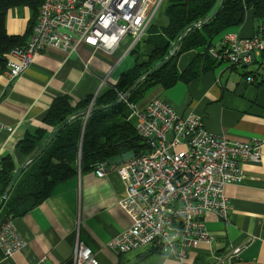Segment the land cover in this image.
<instances>
[{
  "label": "crops",
  "instance_id": "crops-1",
  "mask_svg": "<svg viewBox=\"0 0 264 264\" xmlns=\"http://www.w3.org/2000/svg\"><path fill=\"white\" fill-rule=\"evenodd\" d=\"M164 3L165 19H160L155 27L169 24L168 0ZM32 15L28 6L10 9L6 17L7 32L27 34ZM230 32H238L245 38L254 36L256 24L252 11L242 26L231 28L227 33ZM224 35L218 36L215 44H220ZM152 50L146 39L129 55L132 59L127 56L119 62L124 52L122 48L115 55H108L88 46L74 53L49 47L15 81H11L4 71L0 75V121L7 127H14L15 131L11 134L6 129L0 131V142L5 144L0 167L4 158L10 157L19 170L40 156L42 151L39 150L34 156L22 152L20 143L28 134L44 133L45 139L54 132L45 119L56 98L67 96L72 107H78L115 87L137 63L146 62ZM198 53L193 50L180 56L178 68L181 73ZM263 62L259 55L253 63L238 68L221 64L191 82L183 78L170 88L158 85L137 102L145 106L153 98L161 97L180 114L202 116L207 129L218 137L232 142L253 139L262 142V160L245 162L244 183L227 188L232 202L230 221L219 219L214 213L206 215L207 227L215 236L213 244H202L191 250L183 261L174 255L152 253L148 249L121 254L108 248L107 243L132 224L131 216L119 205L130 182L119 173L122 164L108 167L104 177H99L96 169L79 172L73 179L59 184L51 196L27 214L13 218L12 224L26 245L9 257L0 249V264H63L70 261L78 221H81V238L97 253L100 264H215L216 254H222L231 244L243 243L246 246L233 264H264ZM250 75L254 78L251 82L247 80ZM128 118L135 127L136 118L131 117L130 108Z\"/></svg>",
  "mask_w": 264,
  "mask_h": 264
},
{
  "label": "built area",
  "instance_id": "built-area-1",
  "mask_svg": "<svg viewBox=\"0 0 264 264\" xmlns=\"http://www.w3.org/2000/svg\"><path fill=\"white\" fill-rule=\"evenodd\" d=\"M164 2L41 0L31 35L26 44L9 54L6 73L15 81L49 47L74 53L88 46L115 55L124 45L120 62L146 38ZM208 52L222 64L242 67L254 62L253 55L264 60V37L261 33L249 38L238 32L226 33L220 44ZM247 80L254 78L250 75ZM131 94L120 92L118 100L130 108L131 117L136 118V131L147 145L144 152L119 169L120 175L130 181L119 205L131 216L132 224L112 238L107 247L121 254L148 249L183 261L191 250L214 243L215 236L206 224L208 213L230 221L232 202L227 188L244 183L245 162L262 160V142H232L218 137L207 129L200 115L180 114L161 97L141 106L130 100ZM97 97L93 98L87 117ZM5 129L10 134L15 131L0 121V131ZM4 146L0 142V158ZM108 167L109 162L101 163L96 168L97 175L104 177ZM80 223L73 256L63 264H100L97 253L80 236ZM25 245L12 222L0 230V249L5 256H13ZM245 246L229 245L222 254L214 256L215 264H233Z\"/></svg>",
  "mask_w": 264,
  "mask_h": 264
},
{
  "label": "trees",
  "instance_id": "trees-1",
  "mask_svg": "<svg viewBox=\"0 0 264 264\" xmlns=\"http://www.w3.org/2000/svg\"><path fill=\"white\" fill-rule=\"evenodd\" d=\"M221 2L222 0H168L166 15L169 24L155 27L153 23L144 39L150 41L153 47L148 60L137 63L122 76L115 87L98 96L94 111L87 119L81 112L88 108L93 99L78 107H72L67 96L54 100L45 119L54 128L52 136L50 135L52 138L48 136L44 139V133L28 134L20 143V149L24 153L33 155L38 150L42 153L21 172L13 186L0 211V230L12 222L13 218L27 214L41 204L59 184L73 179L79 172L96 169L101 163L129 150L136 154L145 151L147 144L128 118L127 105L117 104L120 92L134 88L130 100L139 102L158 85L170 88L180 79L191 82L201 74L216 69L222 63L211 59L209 49L216 45L214 41L218 36L226 34L231 28L242 26L250 11L253 13L256 33H261L264 37V0H224L222 8L213 16ZM40 4L41 0H0V75L7 69L11 51L27 43L26 38L31 35L37 21ZM26 6L33 11L28 33L9 34L6 29L9 10ZM206 19L208 20L205 21ZM199 22H202L199 27L189 31ZM186 32L176 54L167 61L166 58ZM193 50L199 53L181 73L178 68L180 56ZM159 63L161 64L157 66ZM71 117L75 118L56 132ZM49 139L51 140L45 148ZM17 171L13 160L10 157L4 158L0 167V203Z\"/></svg>",
  "mask_w": 264,
  "mask_h": 264
},
{
  "label": "water",
  "instance_id": "water-1",
  "mask_svg": "<svg viewBox=\"0 0 264 264\" xmlns=\"http://www.w3.org/2000/svg\"><path fill=\"white\" fill-rule=\"evenodd\" d=\"M223 3H224V0H222V2L220 3L217 11L213 14V16H215L219 10L222 8L223 6ZM208 19H206L205 21H207ZM202 24V22H199L195 25H193L189 31L199 27L200 25ZM187 35V32L184 33V35L181 37V39L176 43L174 49L171 51L169 57L166 59L167 61L171 60L173 58V56L176 54V51L179 49L180 47V44H181V41L185 38V36ZM253 58L255 59L256 56L253 55ZM134 89V88H133ZM133 89H131L129 91V93H131L133 91ZM121 103L120 100L117 101V104ZM94 111V107L91 108L90 112ZM88 113V109L84 112V113H81L82 115H85ZM75 117H71L69 118L68 120H66L62 126L56 131V132H59L61 129H63L67 124H69V122L74 119ZM88 117H86L87 119ZM52 138V137H51ZM51 139H49L47 141V144L45 145V148L48 146V143L50 142ZM137 154L134 152V151H129L123 155H117V156H114L112 157L108 162H109V167H113V166H120L124 163H126L127 161H129L130 159L134 158ZM30 162H28L27 164H25L24 166H22L16 173V176L11 184V186L9 187V189L6 191L5 195L3 196L2 200H1V203H0V211L1 209L4 207L6 201H7V198L9 197L10 193H11V190L13 188V186L15 185L19 175L21 174V172H23L28 166H29Z\"/></svg>",
  "mask_w": 264,
  "mask_h": 264
},
{
  "label": "rangeland",
  "instance_id": "rangeland-1",
  "mask_svg": "<svg viewBox=\"0 0 264 264\" xmlns=\"http://www.w3.org/2000/svg\"><path fill=\"white\" fill-rule=\"evenodd\" d=\"M165 4H166V3H163V4L161 5V8L159 9L157 15L155 16L154 23H158L160 19H165V17H164V7H165ZM129 40H130V38H128V41H129ZM124 47H125V46L123 45V46H122V52L124 51ZM129 59H132V56H129ZM226 64L229 66L228 63H226ZM84 117H85V119H86L87 114H85Z\"/></svg>",
  "mask_w": 264,
  "mask_h": 264
}]
</instances>
